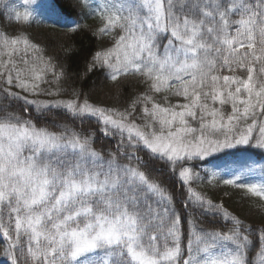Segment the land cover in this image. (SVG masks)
Wrapping results in <instances>:
<instances>
[{
	"label": "snow or ice",
	"instance_id": "obj_1",
	"mask_svg": "<svg viewBox=\"0 0 264 264\" xmlns=\"http://www.w3.org/2000/svg\"><path fill=\"white\" fill-rule=\"evenodd\" d=\"M80 7L99 17L92 35L110 38L91 55L86 73L100 69L113 83L145 88L123 109L81 101L76 90L67 99H30L44 93L49 74L57 83L67 74L27 33L0 32L3 259L251 264L255 247L264 264V229L254 240L251 225L191 187L198 178L192 161L212 163L208 158L242 146L264 149V0H80ZM0 16L17 26L34 20L10 0H0ZM169 96L184 102L171 104ZM29 106L36 114L25 115ZM52 109H63L73 124L95 119L105 136L119 138L116 150L95 148L91 134L60 123ZM214 166L231 177L224 184L264 201V166L258 182L250 179L255 169L247 158L236 167ZM165 169L187 186L183 208L190 218L154 175ZM208 217L222 226L197 223Z\"/></svg>",
	"mask_w": 264,
	"mask_h": 264
},
{
	"label": "trees",
	"instance_id": "obj_2",
	"mask_svg": "<svg viewBox=\"0 0 264 264\" xmlns=\"http://www.w3.org/2000/svg\"><path fill=\"white\" fill-rule=\"evenodd\" d=\"M13 7L23 12L25 7L32 12L34 20L32 23L19 26L15 22L9 23L8 20L0 16V32L27 33L33 42L38 43L44 50L45 57H52L54 62L62 66L67 74V78L59 83L55 82L51 75L47 77L49 83L41 84L44 93L39 96H29L30 99H56L70 98L72 91L81 93V101L86 97L90 103L103 107H115L123 109L131 102L139 92L144 91L145 85L133 82L132 84L113 83L105 79L103 70L97 69L91 73H86V65L94 51L101 47L110 46V38L105 37L97 39L92 35L100 25L99 17L86 15L80 7V0H34L28 6L23 4V0H10ZM77 25L79 27L77 28ZM73 29H76L73 31ZM71 54L68 55L67 52ZM61 89V96H49L47 92H56ZM13 91H20L13 88ZM163 94H157V99L162 101ZM168 102L171 104L183 103L182 97L169 96ZM22 103V102H21ZM15 106V105H14ZM139 105L136 116H140ZM230 111V108L228 109ZM53 113H58L56 119L60 123H68L77 131H86L93 137V146L104 153L115 151L119 138L112 136L109 139L100 130L101 126L93 118H85L83 123L76 118L73 124V118L66 115L63 109H52ZM36 114L35 107L29 106V112L25 115ZM140 123V120H137ZM258 131H254V137ZM232 155L225 156L224 153L217 154L222 159L212 160V163L204 161H192L195 164L194 172L198 178L191 182V187L201 192L215 203H222L229 212L240 217L247 225L255 230L253 239L258 240L259 230L264 229V201L257 197L246 195V190L235 188L223 183L225 179L231 177L215 164L221 166L236 167L242 158H247L249 164L255 169V173L250 177L253 182L260 181V167L264 166V149L242 146L237 149L227 150ZM248 155L244 157L243 154ZM178 171V170H177ZM213 173L217 175L213 178ZM163 185L172 193L175 207L178 212L186 219L190 218L189 212L183 208L187 198V186H183L177 177L172 176L168 170H164L163 175L154 173ZM200 226L209 228L215 225L220 228L222 221L212 220L210 217L202 221L197 220ZM185 230L184 243L187 240L188 225H183ZM4 243H0V264H7L3 259L5 248ZM257 248L249 252L251 264H260V260L255 257Z\"/></svg>",
	"mask_w": 264,
	"mask_h": 264
}]
</instances>
